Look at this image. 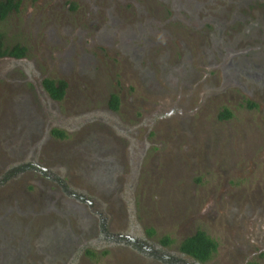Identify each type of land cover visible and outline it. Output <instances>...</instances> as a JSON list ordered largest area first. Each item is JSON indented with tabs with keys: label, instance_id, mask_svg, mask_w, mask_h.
<instances>
[{
	"label": "rangeland",
	"instance_id": "374dc122",
	"mask_svg": "<svg viewBox=\"0 0 264 264\" xmlns=\"http://www.w3.org/2000/svg\"><path fill=\"white\" fill-rule=\"evenodd\" d=\"M0 31L28 50L0 59V180L41 169L1 180L0 264H159L101 246L104 216L155 247L170 236V254L204 230L206 264H264V0H22ZM44 78L68 82L62 101Z\"/></svg>",
	"mask_w": 264,
	"mask_h": 264
},
{
	"label": "flooded vegetation",
	"instance_id": "af4514ba",
	"mask_svg": "<svg viewBox=\"0 0 264 264\" xmlns=\"http://www.w3.org/2000/svg\"><path fill=\"white\" fill-rule=\"evenodd\" d=\"M18 2L20 3V5H19V7H18V9L20 8V6H21V4H22V0H18ZM18 9H15V10H13V11H17ZM1 22V21H0ZM1 32V31H0ZM1 33H3V32H1ZM4 41H5V39H4ZM17 45H19V46H21V47H24V48H26L25 46H23V45H21V44H15V45H13V46H17ZM13 46H8L7 45V43L5 42V47L6 48H12ZM27 48H26V51H25V55L24 56H21V57H15V56H11V55H3V56H0V59H3V58H7V56L9 57V58H14V60H19V59H23V58H25L26 57V55H27ZM263 57V63H264V55L262 56ZM256 61V60H255ZM46 79H51V80H64V79H54V78H44L43 79V81H42V87L44 88V91L47 93V95H48V98L49 99H51V100H53V101H57L58 102V100H55V99H53L52 98V96L49 94V92L45 89V87H44V84H43V82H44V80H46ZM64 81H66V80H64ZM67 82V81H66ZM67 84H68V82H67ZM68 87H69V84H68V86H67V90H68ZM253 88V87H252ZM67 90H66V93H67ZM249 93L250 94H252L253 92H251V91H249ZM65 96H66V94H65ZM65 98V97H64ZM60 101H62V100H60ZM248 104H249V107H255L257 104H255L254 102H252V101H248ZM225 109V108H224ZM225 111V110H224ZM223 111V112H224ZM222 114V113H221ZM221 114L219 115V118H223V117H221ZM230 118H223V120H229ZM29 131V133L31 132V129H28ZM55 130H61V131H63V133H65V135H66V138H60V137H58V136H56L55 134H54V131ZM50 133H51V136H50ZM48 137L50 138V139H48V140H53V137L54 138H56L57 140H65V139H68L69 138V134L66 132V130H64V129H62V128H54V129H49L48 130ZM33 164H35L36 165V163H34V162H32ZM33 169V170H36V171H41V169H39V167H37V166H34V165H31L30 163H26V164H21L20 166H18V167H15L13 170H11L10 172L8 171L6 174H4V176H3V178L2 179H4V181L6 180V179H8L12 174H13V172L14 173H16V172H21L23 169ZM42 171L43 172H41V173H44V172H46V170L45 169H42ZM43 175H45L47 178H50L47 174H43ZM1 179V180H2ZM0 180V184H1V181ZM59 183L62 185V187H63V189L67 192V194H69V195H71V196H75V197H77V199H78V201H80V202H86V203H88V205H89V207H91V209H92V207H93V205H94V203L92 202V200L91 199H89V198H91V197H88V195H85V194H82V193H78L77 194V192L76 191H71V190H69L66 186H65V181H59ZM92 212H98V210H95V209H92ZM54 217L53 216H49V217H47V218H45V220L43 221V223H44V226H46V228H47V226L50 224V223H52V219H53ZM106 219H107V217L106 216H104V217H102V219H101V221H100V224H99V227H100V230H102V232H101V234H100V237L98 238V240H99V242L100 241H103V243H101V246H103V245H110V244H114V243H117V242H122V243H124V244H127V245H129L130 247H134L136 250H138V248H140V249H142V250H144L145 248H146V251L144 252V253H146L147 255H149L150 256V259H152V258H156V261H157V263H159V264H183L182 263V261H180L181 259H180V257L181 256H183V257H185V258H187V259H189V260H191V263H189V264H206L207 262H209L211 259H213V256L216 254V252L213 254V256L208 260V261H206V262H200V261H198V260H196V259H194L193 257H190V256H188V255H186L185 253H183L181 250H180V248H179V252H178V254L179 255H177L176 253H174V254H170L169 252H166L165 250H163L162 248H166V247H169L170 245H172L173 243H175V240L173 239V238H171L170 236H168V235H166V236H168V237H170L171 239H173L174 240V242L172 243V244H170L169 246H166V245H164L163 243H162V239L164 238V237H166V236H164V237H162V239L160 240V242H161V245L159 246V247H155V246H153V245H150L149 243H147L146 241H145V239L143 238V236H138V237H136V236H130V235H126V234H123V233H117V232H111V231H109L107 228H108V225L106 224ZM45 221H47V223H45ZM5 226V225H4ZM12 228V227H11ZM8 229V228H7ZM151 230H153L154 231V233H152V235H155L156 234V231L154 230V229H152V228H150L149 227V229H148V233L149 234H151ZM198 231H200V230H198ZM198 231H196V233L198 232ZM201 231H204V230H201ZM13 232H14V234H16L17 235V233H15V230H14V227H13ZM206 232V231H205ZM195 233V234H196ZM207 233V232H206ZM208 234V233H207ZM209 235V234H208ZM193 236V235H192ZM210 236V235H209ZM190 237V236H189ZM211 237V236H210ZM186 239V238H185ZM183 241V240H182ZM181 241V242H182ZM180 242V243H181ZM86 245V244H85ZM87 246V245H86ZM179 247H180V245H179ZM82 248H84V246L82 247ZM97 248L98 247H91L90 246V244H89V247H85L83 250H84V253L88 256V257H90V258H96V259H98V258H100V255H104V256H107L108 255V253H109V250H107V249H105V250H101V252H99L98 250H97ZM42 248H35V254L33 253V257L34 256H36L37 257V253H39V250H41ZM101 249V248H100ZM3 250H4V247H3ZM217 250H218V248H217ZM58 252L60 251V250H57ZM37 252V253H36ZM43 253H44V256H43V258H49V254L47 255V253H46V251L44 250L43 251ZM3 255H0V261H1V259H3V258H1ZM50 257H52V255L50 254ZM37 260L39 261V259H38V257H37ZM36 260V261H37ZM32 261H34V260H31V262ZM33 263V262H32ZM31 263V264H32ZM251 263H258V262H250V263H247V264H251ZM187 264V263H186ZM259 264V263H258Z\"/></svg>",
	"mask_w": 264,
	"mask_h": 264
},
{
	"label": "trees",
	"instance_id": "16d2710c",
	"mask_svg": "<svg viewBox=\"0 0 264 264\" xmlns=\"http://www.w3.org/2000/svg\"><path fill=\"white\" fill-rule=\"evenodd\" d=\"M20 3L18 0H0V21L5 20L13 10L18 9ZM26 48L19 45L12 48L5 47L4 34L0 32V56L11 55L21 57L25 55ZM45 89L49 92L55 100H63L67 90V82L64 80H51L46 79L43 82ZM111 105L117 110L119 108V97L115 94L111 97ZM221 117L232 118L233 112L230 109H225ZM54 134L60 138H66L65 133L61 130H55ZM154 233L153 230L150 231ZM174 242L173 239L166 236L162 239V243L169 246ZM180 250L186 255L193 257L200 262L208 261L213 254L217 251L218 242L210 237L205 231H198L193 236L187 237L180 243ZM258 264V263H251Z\"/></svg>",
	"mask_w": 264,
	"mask_h": 264
}]
</instances>
